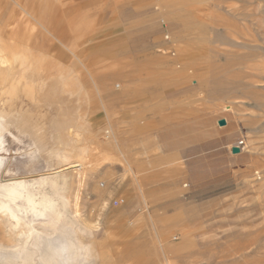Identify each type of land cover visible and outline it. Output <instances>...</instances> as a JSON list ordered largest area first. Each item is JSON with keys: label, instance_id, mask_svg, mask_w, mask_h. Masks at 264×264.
I'll use <instances>...</instances> for the list:
<instances>
[{"label": "rangeland", "instance_id": "374dc122", "mask_svg": "<svg viewBox=\"0 0 264 264\" xmlns=\"http://www.w3.org/2000/svg\"><path fill=\"white\" fill-rule=\"evenodd\" d=\"M26 2L0 0V188L56 208L39 237L0 211V264H58L54 239L73 264H264V0Z\"/></svg>", "mask_w": 264, "mask_h": 264}, {"label": "bare ground", "instance_id": "6f19581e", "mask_svg": "<svg viewBox=\"0 0 264 264\" xmlns=\"http://www.w3.org/2000/svg\"><path fill=\"white\" fill-rule=\"evenodd\" d=\"M261 49V48H260ZM264 49V47H263ZM262 49V50H263ZM7 51V50H6ZM259 52V50H258ZM263 52V51H262ZM1 53V52H0ZM3 58V57H2ZM6 58V56H5ZM1 59V57H0ZM8 60V58H7ZM3 62V61H2ZM0 62V63H2ZM6 68V66H5ZM2 69V68H1ZM0 69V70H1ZM4 83V82H2ZM5 85H3L4 87ZM1 87V86H0ZM60 87V86H59ZM5 88V87H4ZM22 111V110H21ZM20 112V111H19ZM2 114V113H1ZM23 115V113H22ZM1 116V115H0ZM9 116V115H8ZM8 116H6L8 118ZM18 116V115H17ZM10 117V116H9ZM13 117V116H12ZM5 119V118H4ZM3 118L0 119V154L1 153H4V152H8V149H10V145H9V142L7 140V135H11L12 136V133L9 132V130L6 129L5 125H3L2 123L4 122H7L5 123L6 126H8L9 124L11 125L12 124V119H9L8 121H5ZM24 119V118H23ZM22 119V120H23ZM17 120V119H16ZM41 120V119H40ZM15 121V120H14ZM42 121V120H41ZM19 122V121H18ZM15 123L17 124V122L15 121ZM24 123V122H23ZM22 123V125H24ZM27 123V122H26ZM25 123V124H26ZM21 124V123H20ZM30 124V123H29ZM19 126V125H18ZM28 126V125H27ZM32 127V126H31ZM18 128V127H16ZM24 129L25 126L21 127V129ZM28 128V127H27ZM30 128V127H29ZM29 130V129H28ZM21 131V130H20ZM28 132V131H27ZM25 133V132H24ZM29 135V134H28ZM16 140V139H15ZM42 140V139H41ZM6 159L3 157V156H0V168H1V165H3V162H5ZM78 164V163H77ZM74 165V163H73ZM80 164L78 165H74V166H71L70 168H78ZM81 166V165H80ZM69 168V169H70ZM62 170V169H61ZM67 171V170H66ZM58 173V172H57ZM63 175V174H62ZM45 183V182H44ZM14 188L12 187H1L0 190L2 191L0 193V198L4 199V201H0V211L2 213H4L7 218H8V221L9 219L10 220H13L14 222H16V225H14L15 229H18L20 227V224L23 220H25L27 217V215L30 213L32 214V218L30 221H28L27 223V226L30 228V230H33V232H35L38 237L41 236L42 234L38 233V231H34L35 229V225H42L43 223L37 221V219H39L40 217L43 219L45 218V213L46 212H50L53 211L56 207L52 206L54 209L50 208L51 206V202H49V200H37L35 199V197L33 196L32 193L29 194V191L27 190L28 187H30V184L27 183V182H21V181H16V182H12L11 183ZM47 184V183H46ZM42 186V185H41ZM43 187V186H42ZM41 187V188H42ZM46 192V191H45ZM43 192V193H45ZM7 201V202H5ZM21 202H24L25 205H21L20 203ZM61 202V201H60ZM51 209V210H50ZM55 211V210H54ZM79 217V216H78ZM45 221V220H44ZM10 222V221H9ZM44 225H45V222H44ZM64 231V230H63ZM66 232V231H65ZM73 233V231H72ZM32 234V232H31ZM66 235V233H65ZM71 236V235H70ZM73 236V235H72ZM58 237V236H57ZM60 238V237H59ZM73 238V237H72ZM55 240V239H54ZM52 240V241H54ZM57 240V239H56ZM61 240V239H59ZM74 240V239H73ZM48 242V244L46 245H42L40 242L37 243V247L39 249H46V254L49 255L51 254L52 258H50L51 260L53 259H57V263L58 264H73L76 260V255L75 256H71V250L73 249L74 245H66L67 242H65L66 240L63 239V241L61 240L56 242ZM77 242V241H76ZM72 244V242H71ZM79 244V243H78ZM77 244V245H78ZM80 247V245L78 246ZM76 249V247H74ZM81 248V247H80ZM79 248V249H80ZM83 250V248H82ZM85 250V249H84ZM76 252V251H75ZM78 252V251H77ZM34 252L32 253L31 251H29L28 249H26L22 254H20L22 257H27V259H23L24 260V263H27L29 264V262L32 261V256H33ZM75 254V253H74ZM19 255V253H18ZM46 255V256H47ZM42 256L44 257L45 254L43 253ZM41 256V257H42ZM6 257V256H4ZM4 257H1V258H4ZM50 257V256H49ZM79 257V254L77 256V258ZM12 258V257H10ZM45 258V257H44ZM87 258V257H86ZM2 260V259H1ZM0 262H3L1 261ZM11 262V260H15V261H19V258L18 257H14L12 259H9ZM5 261V260H4ZM77 261V260H76ZM84 261V259H83ZM43 264H45L44 260H42ZM79 262V261H78ZM4 263H8V261L4 262ZM35 263V262H34ZM2 264V263H1ZM33 264V263H32ZM48 264V261L47 263ZM56 264V263H55Z\"/></svg>", "mask_w": 264, "mask_h": 264}, {"label": "crops", "instance_id": "0c3cea01", "mask_svg": "<svg viewBox=\"0 0 264 264\" xmlns=\"http://www.w3.org/2000/svg\"><path fill=\"white\" fill-rule=\"evenodd\" d=\"M11 1H13V3L14 4H20V3H23L24 1H25V5H27V2H26V0H11ZM18 1V2H17ZM29 4L31 5V2H29ZM14 15V14H13ZM14 16H11V17H9V19H12ZM219 121H221V119H219V120H217V122H218V125H219ZM227 123V122H226ZM227 125V124H226ZM182 139H184V137L182 138ZM177 142H180V139L179 140H177ZM181 142L183 143V142H185L184 140H181ZM165 146V144H162L161 146H160V148L163 150L164 148H166V147H164ZM170 154H173V152H171ZM175 154H178V155H182V151H178V152H176Z\"/></svg>", "mask_w": 264, "mask_h": 264}, {"label": "water", "instance_id": "95a60500", "mask_svg": "<svg viewBox=\"0 0 264 264\" xmlns=\"http://www.w3.org/2000/svg\"><path fill=\"white\" fill-rule=\"evenodd\" d=\"M226 121L225 120H221V121H219V126L220 127H224V126H226ZM233 153L234 154H239V153H241V149L240 148H234L233 149Z\"/></svg>", "mask_w": 264, "mask_h": 264}, {"label": "built area", "instance_id": "2783aa9c", "mask_svg": "<svg viewBox=\"0 0 264 264\" xmlns=\"http://www.w3.org/2000/svg\"><path fill=\"white\" fill-rule=\"evenodd\" d=\"M238 148H240L241 150H243L244 149V142H239V144H238Z\"/></svg>", "mask_w": 264, "mask_h": 264}]
</instances>
